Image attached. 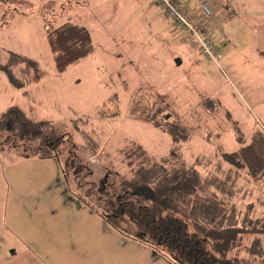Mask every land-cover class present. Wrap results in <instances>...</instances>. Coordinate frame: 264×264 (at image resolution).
<instances>
[{"label":"rangeland","instance_id":"rangeland-1","mask_svg":"<svg viewBox=\"0 0 264 264\" xmlns=\"http://www.w3.org/2000/svg\"><path fill=\"white\" fill-rule=\"evenodd\" d=\"M185 1L196 7L194 20L213 32L217 61L204 58L199 41L179 29L156 0H0V116L18 110L33 121L28 124L16 111L10 118L29 132L0 127V204L4 208L7 189L13 204L25 201L14 218L9 209L0 212L1 236L33 239L53 230L56 237L69 236L58 259L61 247L44 244L50 264H68L62 261L71 257L69 264L181 262L165 245V257L146 246L142 241L149 237L132 217L115 214L131 191L126 186L133 169L149 157L152 163L169 158L176 168L181 162L194 167L203 185L199 197L216 196L235 213L242 245L255 235L264 243V178H251L246 167L224 155L264 133V0H209L211 18L201 13L199 0ZM187 11L193 17L191 6ZM68 21L90 30L94 48L60 73L46 34ZM6 69L21 87L10 82ZM135 97L161 106V120L183 124L188 140L175 143L132 115ZM44 137L61 138L58 153H33ZM216 180L238 194L228 198ZM103 215L141 238L122 234ZM187 223L195 232L194 221ZM30 245L40 253L33 248L38 244ZM229 256L240 264H264L247 253Z\"/></svg>","mask_w":264,"mask_h":264},{"label":"trees","instance_id":"trees-1","mask_svg":"<svg viewBox=\"0 0 264 264\" xmlns=\"http://www.w3.org/2000/svg\"><path fill=\"white\" fill-rule=\"evenodd\" d=\"M46 38L53 54L55 68L60 73L66 71L70 65L85 59L94 48L90 30L75 22L68 21L50 27ZM6 71L12 84L19 87L23 85L16 80L13 73L8 69ZM162 109L161 106H156L155 102L149 105V103L145 104L140 97H135L131 114L170 135L175 143L187 141L189 137L187 128L179 122L162 121L160 118ZM16 111L18 110L3 113L0 116V127L6 126L8 131L15 132L17 135L25 131L29 132V128L15 122L13 117L10 118V113L16 114ZM20 113L21 117L29 121L28 124L33 123L31 119L24 117V113ZM226 116L231 118L229 112ZM23 128L26 129L23 130ZM239 138L243 140L242 137ZM41 142L33 153L41 152L51 156L58 153L61 138L54 137L50 140L44 137ZM139 149H143L141 152L145 155L146 150L142 144H139ZM224 155L232 165L246 167L251 178H264V133L256 132L249 143L240 146L235 153H224ZM149 159L147 157L146 162H142L137 169H133L134 176L129 184L122 182L128 184L126 190L130 188L131 191H125L128 197L125 195L123 199L127 198V200L125 204L122 202L123 208H118L119 210L115 213L119 216L124 214L132 217L131 220L136 227L149 237L150 241L142 242L149 243V246L161 252V256L164 257L165 253L161 246H167L169 251L174 253V257L181 261H175L177 264H240L238 257L229 256L230 252L236 255L247 253L254 258H264V243L261 236L255 235L250 243L242 245V236L238 235L244 232L235 225V213H229L218 202L216 196L212 199L199 197L203 185L199 172L194 167H186L184 162H181V167L176 168L169 158H163L161 164L152 163ZM168 165L174 168L170 169ZM221 183L224 182L216 180L214 184L217 185L218 190L226 192L228 198L238 194L237 192L235 194V190L227 189L226 184L221 185ZM103 216L122 234L135 239L141 238L121 228L115 221V217L114 219ZM189 219L195 223V232L189 231L187 223ZM249 222L252 224V221ZM249 231L260 233L262 230ZM208 244L211 249L207 248Z\"/></svg>","mask_w":264,"mask_h":264},{"label":"crops","instance_id":"crops-1","mask_svg":"<svg viewBox=\"0 0 264 264\" xmlns=\"http://www.w3.org/2000/svg\"><path fill=\"white\" fill-rule=\"evenodd\" d=\"M182 1V0H181ZM182 2L185 3L186 9L187 7L189 8L190 6L192 7V12H193V17H198V13H196V10H194L192 3H189L188 1L183 0ZM200 6V0L198 1ZM211 20V19H210ZM203 21V20H202ZM212 24V21H211ZM213 34V32H211ZM214 35V34H213ZM218 44V43H217ZM7 194V201L4 203V208H2V204H0V212H3L1 215H3L5 212H8L7 210L9 209L10 215L12 218L15 216V212L17 210H23L25 207V201H21V205L16 206L10 201L9 195V189L6 190L5 192ZM11 196H14V193L12 192ZM23 205V206H22ZM14 210H13V209ZM13 210V211H12ZM1 218V216H0ZM5 218L4 217V223H5ZM9 219V216H8ZM13 221V220H12ZM2 222V221H1ZM10 223V220H9ZM112 226V225H111ZM2 227V225H0ZM6 227H4L5 229ZM9 230L13 232L10 228ZM54 231V230H53ZM53 231L51 233H47L44 237H39L34 236L33 239L31 238H25L23 236L19 237V235H13L11 233V236L9 237L8 234H4V237L0 235V264H50L48 262L49 257L52 255H48V251L46 250V246L44 244L50 243L53 245V248L55 247H61L59 248L58 251H56L57 259L58 255L62 254V252H66V248L68 247L70 242H66L67 238L69 236H64V237H56L57 234H53ZM67 235V234H66ZM128 237V236H127ZM10 240V241H9ZM9 241V243H8ZM11 242V244H10ZM15 243H21L19 247L15 248ZM29 244H38V246L33 247V248H39L40 253L38 251H33L31 248L32 246ZM146 246H149L148 244L145 243ZM71 256H74L73 253L70 254ZM70 262L68 260H64L62 262H67L73 263L74 257L70 258ZM18 260V261H17Z\"/></svg>","mask_w":264,"mask_h":264},{"label":"built area","instance_id":"built-area-1","mask_svg":"<svg viewBox=\"0 0 264 264\" xmlns=\"http://www.w3.org/2000/svg\"><path fill=\"white\" fill-rule=\"evenodd\" d=\"M208 1L200 0V9L206 18H211L212 12ZM156 2L179 29L193 35L199 41L200 53L204 58L217 61L219 46L215 36L206 29L203 21H195L194 17L189 15L184 2L181 0H156Z\"/></svg>","mask_w":264,"mask_h":264}]
</instances>
